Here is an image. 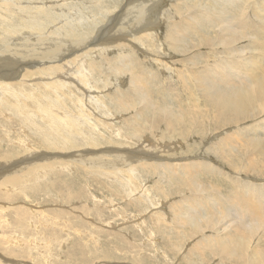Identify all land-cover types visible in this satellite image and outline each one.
Returning a JSON list of instances; mask_svg holds the SVG:
<instances>
[{"label":"bare ground","instance_id":"bare-ground-1","mask_svg":"<svg viewBox=\"0 0 264 264\" xmlns=\"http://www.w3.org/2000/svg\"><path fill=\"white\" fill-rule=\"evenodd\" d=\"M4 1L5 0H0V11H6L5 14L8 13V17L1 15L0 12L1 28H3L2 26H19L17 27L19 30L25 27L29 30L32 29L31 32L35 30L36 32L34 33L36 34H33V38L30 35L32 38L31 40L27 39V36L25 37L26 39L17 37L20 42L14 41L13 38H8V41L0 40V97L2 98L5 94L1 102L4 101L6 107L10 109L13 108L11 110L16 111V114L22 117V120L25 118L29 124L31 123L34 124V126H38L36 132L38 137L42 133L47 135L46 133L48 132L44 130V128L47 127H44L43 124L36 125L35 119L37 117L33 122L30 110L26 112L28 109L23 108V105L30 100L32 104L40 108L37 109V111L39 110L40 112V114H38L48 122V125H45L48 126V128L50 127L49 131L51 133H56V137L61 134L66 135L65 138L68 137V139L58 143V148H60V150H65L66 148L69 150L71 148H68V146H72L73 148L78 146V144L79 146H86V148L80 149L77 152L73 151L68 155H65V152H62V154L60 152L61 155L55 158L56 156L50 157L44 154V151H42L44 153H41V151L34 152L30 147L31 145L29 146L26 143L27 141H23L24 139L20 140V144L30 152L27 153L26 158L22 159L20 157V159L14 158V161L9 160L13 162V165H8L7 169L4 167L6 171L0 175V179L5 175H9L8 173L12 172L13 166H16L14 168L23 165L26 167V164H34L37 160L43 161L50 158H59L67 162H77L83 165V167L90 169V171L93 169L94 177L96 175L95 172L100 174L101 177L103 175L101 172H106L111 179L110 185H108V181L107 185L110 186L111 189L116 187L114 191L117 196L120 197L121 195L126 197V203L135 204L137 206L136 210L139 211L140 209L145 210L146 204L154 205V200L152 199L153 196L150 194V187L145 185L140 186L137 184V181L143 182L144 179L141 178L147 174L154 175L156 190L158 191V193L154 195L158 197L157 202L159 204H157V206H162L163 204L161 203L169 198L168 196L170 193L178 197L168 206L170 209L169 213L165 212V208L162 209V206L160 208L162 213L154 214L157 218V222H171L175 225L172 229L174 230L175 228L176 233L183 238L186 236H188L187 238H191L192 236L195 237V233L204 232L206 230L204 226L212 228L216 231L215 234H211V236H208V233L204 234L202 238L200 237L198 239V242L196 241V247L198 245L203 246L204 243L208 244V242L210 245L211 242L210 248L212 252L210 251L211 249L208 248L211 256L217 254V256L219 255L223 259L234 261L235 264H245L246 262L247 264H264V193H262V190L264 191V183H251L252 181L250 182L244 176L245 173L250 172L255 173V175L264 173V118L257 120V117H259L258 115L264 114V0H210L214 4L219 3L217 7L207 6L206 4L199 5L198 1L197 3L191 2V4H188L186 3L187 0H183L184 4L182 6L184 7L180 6L181 8L175 9L180 16L182 30L180 26H177L178 23H168L164 36L165 38L163 40L167 43L169 51L179 55V58L176 59L179 60L177 67H173V63L170 64L161 56H154V59H151L144 56L140 57L132 53L126 54L122 50V52L119 50L118 59H115V56L104 57V59H102L104 60L103 65L100 63L94 64V62L89 63L87 61L88 53L79 52L85 47L83 44L85 42L83 37L86 33L75 31L73 29L75 28L74 26L62 25L61 27H55V29L47 31L48 34H50L48 38H43L45 35L42 34V30L45 28V23L54 22V7L47 5H32V2H30L29 5H21L19 4L20 0ZM195 1L196 0L193 2ZM227 4L231 7V15L229 18H227L226 14L228 13L225 11ZM144 5H147V3ZM7 9L10 13H13V15L11 14L12 16L15 15V17L19 19L16 20V23L13 24V19H9L10 17ZM143 9L141 2L135 0L134 3H129L126 6L122 14L131 16L134 14L133 17L135 20L142 21L144 12L146 11ZM246 11L260 16L259 23L248 20L246 18ZM215 16L219 19H216ZM158 17L159 16H157V18ZM230 21H233L234 24H231ZM221 22L222 26H220ZM149 24L150 22L147 21L145 24L138 27V33L140 34L137 37L148 38V36H151L153 31H151L150 28H153V26H149ZM110 28H112V26H108L107 29L109 30ZM11 30L9 32H11ZM4 32V34H7L8 30ZM122 33L120 35H122ZM59 34H63L64 37L68 40L70 39V41H63L54 37ZM101 36L103 39L105 34ZM244 37L247 38V44H244V46L239 45L240 47H236L238 45L234 46V43L240 41ZM14 39H16V37ZM140 44L146 47V43H144L143 40H140ZM97 45L99 46V44ZM100 46H102V44H100ZM116 46L120 48L124 47L122 43H118ZM202 47H205L204 49L207 47V53L204 54L201 52ZM160 50H164V48L161 47ZM222 53L226 55L219 56ZM66 56L68 57L66 58ZM238 58L242 60V63L236 61ZM176 60L174 61L175 64ZM127 62L132 65L133 71L128 73L130 85L128 84L125 89L120 88V90L117 91V88L116 91L105 94V96L102 95L103 91L101 89H99V92H96L94 89L97 87L92 84L89 85L90 82L88 80L92 75L94 78V76L102 74L104 69H106L105 63L113 64L114 67L112 66L113 69L111 72L115 75V73L121 74L124 71L129 72L131 70ZM115 63L116 65H114ZM211 63L214 64L210 66ZM76 66H78V72L74 71ZM149 66L152 67L150 70L148 69ZM164 73L168 75L171 73L170 77H176L175 83L168 82V76ZM13 74L20 75L17 79L20 83H17V85L15 84L17 88H14L10 83L11 81L8 79L11 78ZM33 76L41 81L38 82L41 85H30L33 83L32 81H28L27 78ZM93 78H91V80ZM112 78L116 79L118 77L113 76ZM25 80L32 89L25 90V88H22L25 87ZM108 82L106 81L103 86L105 87ZM64 83L73 86L79 84V90L85 88L84 92L86 94L81 99V97L77 96L78 94H71L70 90L65 89L63 87ZM166 85H172L174 87H166ZM178 88L179 91H177ZM73 90L75 91V89ZM36 91L38 95H32L33 92L35 93ZM67 91H70V94ZM60 92H64L66 94H64L65 97L59 95L58 93ZM183 92L184 98L181 96ZM89 93H93V95L87 97V95H90ZM66 98L69 99V105H67L69 109H71V112L66 110L65 112L60 111V105L62 103L64 105L67 103ZM135 98L137 101L134 100ZM92 100L95 101V104H99V112H101L102 117L112 115L113 118L110 117L105 121L97 119V123H88L87 125L92 131L99 132L95 134L97 138L94 137L87 140L84 139V137L78 141L75 137L76 130H82L81 123L84 122L81 117L85 115L90 121L95 120H92L90 111H87V107H92ZM42 101L45 104L44 106L41 104ZM63 106L61 110H63ZM85 106L86 109L84 108ZM99 112L97 113L96 111L97 114H99ZM125 114L127 116L122 117ZM41 118L38 116V120H41ZM114 118H118L119 120L123 118L122 121L116 123L119 124V126H115L116 124L112 122ZM252 119L257 121H252L253 123L249 122L250 124L247 123L246 125L243 124ZM102 125L104 126V130L100 129ZM237 125H242V127L238 129L236 128ZM158 126H161L163 129L162 135L154 131ZM54 128H58L56 132H52ZM110 128L111 130L113 128L112 131L115 132L113 133ZM226 128H229V130H224L221 133L222 135L215 136L216 139H213L214 141L209 143L206 147L207 154H210L212 157L209 156L213 160L216 158L226 160L229 165H227L228 168L226 171L223 169H216L217 166L213 161L203 156H201L203 159H189L186 155V157L183 156L180 160L168 161L167 159L163 160V158L152 154L158 153L154 152L158 143H154V140H163V138L172 142L173 140H177L178 146L182 144H184V146L187 145L184 149L192 151L196 147L198 139L203 141L206 135H210V133H214L213 135H215V132ZM105 129L111 132L106 134L107 131ZM89 130L87 131L89 132ZM100 134L103 135V138ZM124 134L128 135V139L123 137ZM147 134H151L150 136H152V139L148 137ZM189 137L196 138L195 142L193 141L194 144L180 141L186 138L188 139ZM111 142H113L115 146H110L109 144ZM130 142H133L135 145L130 146ZM163 142L160 145L169 148L166 143ZM50 144L47 145V147H49ZM52 144L55 146H50L51 148H57L56 142H52ZM101 145L105 146L102 147ZM1 157L6 158L5 155L3 156L0 154V158ZM53 163L54 162L51 161L49 164ZM49 164L47 167L50 166ZM1 165V168H3L4 164L0 162V166ZM67 167L69 166L67 165L66 168ZM32 168H34V166ZM86 171L89 172V170ZM29 172L27 175H29ZM35 172L36 174L39 173L36 170ZM45 172L47 173V171ZM14 174L11 173V176ZM204 175H208L209 179L214 181L217 180L216 178L219 180L223 178L224 180L222 182H224V184L221 183V181L217 184L213 183V181H209V183L206 184L203 180ZM5 177V180L3 179V187L5 188H1L13 191V187L8 186V177ZM13 177L15 178V176ZM33 177L36 179L35 176ZM115 177H117V179H115ZM24 179L25 178H23V180ZM114 180H117L116 183ZM13 181L15 180L11 182ZM93 182L96 183V181ZM13 183L15 184V182ZM20 184L23 185L22 183ZM66 184L67 183L64 182L63 185ZM218 184L222 187H216V185L219 186ZM12 185L13 184H11V186ZM34 185L35 184L29 186L32 188ZM36 185L38 186V184ZM34 188L35 186L33 189ZM39 189L38 186V190ZM202 189H204L205 192H202ZM198 190H201L200 193H195ZM2 191H0V193ZM25 192L22 191L21 193L23 194ZM25 195H27V193ZM9 197L11 198V196ZM19 209L22 208L19 207ZM17 214L21 217L23 212L18 210ZM201 222L205 223V225ZM46 224H44V226H46ZM47 226H49V224H47ZM158 228L161 229L163 227L158 226ZM257 236L258 241L254 244L251 239L253 238L256 241ZM169 238L172 240L171 236H169ZM250 240L252 242L251 247H249ZM47 242L48 241H46V243ZM176 244L172 243L171 245L173 248L178 247V244ZM197 248L199 249V247ZM197 248H195L196 251ZM203 248H207V246ZM6 249L8 248L6 247ZM203 250L204 249H202V251ZM247 250H250V252H247ZM203 254L202 256H204ZM4 260H8V258Z\"/></svg>","mask_w":264,"mask_h":264},{"label":"rangeland","instance_id":"rangeland-1","mask_svg":"<svg viewBox=\"0 0 264 264\" xmlns=\"http://www.w3.org/2000/svg\"><path fill=\"white\" fill-rule=\"evenodd\" d=\"M134 1L135 0H24V1L20 0L19 4L29 5L30 2H32V5H34V4L40 5V6H43V5L46 6L47 5V6L54 7V11H55L54 12V14H55L54 22L55 23L54 22L45 23L46 24L45 28L42 30V32H43L42 34L45 35L43 38L49 37L50 34H48L47 31L53 30V29H55V27H61L62 25L74 26L75 28H73V29L75 31L86 33L85 36L83 37V39L85 40V42L83 44L85 45L86 48L83 47V49L79 52L88 53L87 61L89 63L94 62V64L100 63L103 65L104 60H102V59H104V57L115 56L114 58L118 59L119 58L118 54L123 51L126 54L132 53L134 55H139L140 57L144 56V57H149L151 59H154V56H161V57H163L164 60L168 61L170 64L173 63L172 64L173 67L174 66L177 67L179 60H176V59L179 58V55L175 54V52L169 51L167 43L163 40L165 38L164 36L166 34V29H167L168 23L169 24L173 23V22L178 23L177 26H180V28L182 30V24L180 25V16L175 11V9L179 8L180 6H182L184 4L183 0H169V1L168 0H138L143 5V8L146 10L144 12V15H143L144 18L142 19L143 23L141 20H135V18L133 17L134 14L132 16L128 15V14H122V13H124L126 6L129 3H134ZM142 1L144 4L147 3V5H144L142 3ZM193 1L194 0H187L186 3L191 4V2L197 3V1H198L199 5L206 4L207 6H211V7H217L219 4V3L214 4L210 0H196L195 2H193ZM251 1H253V0H251ZM4 2H7V0H5ZM55 4H56V7H55ZM174 5H176V6H174ZM124 6H125V8H124ZM182 7H184V6H182ZM245 7H247V6H245ZM72 10H74V11H72ZM225 11L228 13V14H226L227 18H229L231 15V7L229 4H227ZM0 12H1V15H5L6 17H8V13L5 14L6 11L5 12L0 11ZM7 12H9L8 9H7ZM11 14L13 15V13L9 12V17H10L9 19H11V20L13 19V24H14V23H16V20H19V19L17 17H15V15L12 16ZM157 16H159V17L157 18ZM215 18L219 19L217 16H215ZM246 18L248 20L256 21L258 23L260 20V16L254 15V14L247 12V11H246ZM222 20H225V19H222ZM147 21L150 22L149 26L150 25L153 26V28H150V30L153 31L154 33L152 32L151 36H148V38L137 37L140 34V33H138V27L141 26L142 24H145ZM151 22H152V24H151ZM230 23L234 24L233 21H230ZM108 26H112V28H110L108 30L107 29ZM220 26H222V22L220 23ZM2 27L3 28H1V26H0V32H1L0 33V40L1 41H8V38H13L14 41H18L19 40L18 38L26 39L25 38L26 36H27V39L31 40L33 38V34H36V33H34V32H36L35 30H33V32H31L32 29L29 30L28 28H25V27L22 29H19V30L17 28L19 26H11L12 28L10 26H7V27L2 26ZM4 28L6 30H8V33H9V34L7 33L8 35L4 34L5 33L4 31H6ZM3 29H4V31H3ZM10 30H11V32H9ZM45 32L47 33V36H46ZM119 32H121V33L123 32L122 35H120L121 33H119ZM134 32H136V33H134ZM104 34H105V37L102 39L101 35H104ZM30 35L32 38L30 37ZM3 36H4V38H3ZM95 36L97 37V39ZM15 37H16V39H14ZM54 37H56L60 40H63V41L68 40L66 37H64L63 34L55 35ZM244 38H246V37H244ZM243 39L236 42L237 44L234 43L235 44L234 46L238 45L236 47H240V46H244V44H247V38L244 40ZM140 40H143V42L146 43V47L141 46ZM68 41H70V39ZM145 41H147L149 43H147ZM18 42H20V41H18ZM118 43H122V45L124 47L123 48L117 47L116 45ZM97 44H99V46ZM100 44H102V46H100ZM161 47H163L164 50H160ZM204 48L205 47H202L201 52L205 54V53H207L208 49H207V47H206V49H204ZM119 50H120V52H119ZM151 51H153V52H151ZM68 54H69V52H68ZM225 55L226 54L222 53L219 56H225ZM67 57L68 56H66V58ZM175 60H176V64L174 62ZM236 61L242 63V60L240 58L236 59ZM105 64H106V67H105L106 69H104L102 74L96 75V76H94V78L92 75V77H90V79L88 80L90 82L89 85L92 84L95 87H97L94 89L96 92H99L100 91L99 89H101L103 91L102 95H105L108 93H113L114 91H116L117 88H118L117 89V91H118V90H120V88L125 89L128 84L130 85V78H129L128 73L133 71L132 65L130 63L127 64L128 67H130V69H131L129 72L124 71L121 74L115 73V75L111 72L113 67H114L113 64H108V63H105ZM107 64H108V66H107ZM213 64L214 63H211L210 66H212ZM114 65H116V63ZM77 67L78 66L75 67L74 71L78 72ZM151 68H152L151 66L148 67L149 70ZM108 69H109V71H108ZM164 74L166 76H168V79L166 78L168 80V82L175 83L174 81L176 80V77L175 78H174V76L170 77L171 73L169 75L166 73H164ZM111 76L112 77L115 76L118 78L114 79ZM19 77H20V75L18 76V74H13L11 78H8L11 81L10 83L12 84V86H14V88H17V86H16L17 83H20V82H18L19 80H17ZM91 78H93V79L91 80ZM27 79L30 82L32 81L33 84H30V85H38L39 84L38 82H41L39 79L35 78L34 76L28 77ZM169 79L170 80L172 79V80L170 81ZM26 80L24 81L25 87H22V88H25V90L32 89L29 86V84H27L28 82ZM106 81L107 82L109 81V82L104 87L103 85H105ZM67 84L68 83H64L63 87L65 89H68L71 91V92L67 91L68 93L70 92L71 94H73V93L78 94L77 96L81 97V99L86 94L84 92L85 88L83 90H79L80 89L79 84L76 86L75 85L73 86L71 84L67 85ZM39 85H41V84H39ZM167 86H172V85H166V87ZM68 87H71V88H68ZM172 87H174V86H172ZM72 88L75 89L76 93ZM177 91H179V88L177 89ZM35 94L38 95V92L37 91L35 93L33 92L32 95H35ZM58 94L63 95V97H65L64 92L63 93L60 92ZM89 94L90 95H87V97L93 95V93H89ZM4 95L2 96V98L0 97V154H2L3 156L5 155L6 158L5 157L0 158V162L2 164H4L3 168H1L2 165L0 166V175H2L6 171V169L8 168V165H13V162H11V161H14L16 158L20 159V157L22 159L26 158L27 153L30 152V151L26 150V148L22 144H20V140H23V139H24L23 141H25V142L27 141L26 143L29 146L31 145L30 147L33 149L34 152H39V151H41V153L45 152L44 154L49 155L50 157L56 156L55 158H57V156L61 155L62 152H65L64 154L68 155L69 153H71L73 151L77 152L80 149L86 148V146H82V145L79 146V144H78V146L73 147V148H72V146H68V148H71L69 150H67V148L65 150H60V148H58L59 147L58 143L62 142L65 139H68V137L65 138L66 135H64V134H61L60 136L58 135L56 137L55 136V135H57L56 133H51L49 131L50 127L48 128V126L45 125V124L48 125V122H46L44 120V118L39 115L40 114L39 110L37 111V109H40V108H38L36 105L32 104L30 102V100L27 99L28 101L23 105V108L28 109V111H26V112H29V110H30V114L32 113L31 118H32L33 122H34V119L37 117L35 119L36 125L37 124H43L44 127H47V128L43 127L44 130H46L48 132V133H46L47 135H45L44 133L41 134L39 132L41 135L38 137L36 134L38 126H34V124H31V123L29 124L25 118L22 120V117H20L18 114H16V111L11 110L13 108L10 109L9 107H6L5 102L4 101L1 102V99H4V97H5ZM181 96H183L182 98H184V92H183V94H181ZM70 97H71V95H70ZM134 100L137 101L136 98ZM87 101H89V100H87ZM66 102L67 103L65 105L63 103L60 105L61 109H62V106L64 105L63 110L60 109L61 112H65V110L68 112H71V109H69V106H68L69 105L68 104V102H69L68 98H66ZM41 104L43 106L45 105L43 103V101L41 102ZM91 104H92V107H87V111H90V115L92 117V120H94V119L95 120L90 121L88 119V117L85 115H84L85 117L84 116L81 117L84 122L81 123V125H82L81 129L82 130H80V129L76 130V136L75 137H76V140H78V141H80V139L84 138V137H85L84 139H87V140L94 138V137L97 138V136L95 134H97L99 132L94 131V130L92 131V129L88 127V125H87L88 123H90V122H93V123L96 122L97 123V121H96L97 119H101V120L105 121L106 119H109L110 117L113 118L112 115L102 117L101 112H99L100 111V109L98 107L99 104H95L94 100L91 101ZM170 104H172V103H170ZM173 105L176 106L175 104H173ZM84 108L86 109V106ZM96 111H97V113L99 112V114H97ZM34 112H35V114H34ZM38 116H39V118L42 117L41 120H38ZM126 116L127 115L125 114L122 117H126ZM258 116H259V117H257L258 119L257 118H255V119L259 120L261 118H264L263 113L258 115ZM120 119L121 120H119L118 118H114V119H112V122L114 124H116L119 121H122L123 118H120ZM255 119L247 121L243 124L246 125L247 123L250 124V123L256 122L257 120H255ZM41 121H42V123H41ZM107 121H109V120H107ZM115 126H119V124H116ZM83 127H84V130H83ZM101 127L102 128H100V129L102 130L104 126L102 125ZM241 127H242V125H240V126L237 125L236 128L239 129ZM116 128H118V127H116ZM57 129L54 128V130H52V132L53 131L56 132ZM87 130H89V132ZM105 130L107 132L106 131H104V132H106V134H109L113 130V128H112V130L110 128L111 131H109L108 129H105ZM162 130H163L162 127L158 126L157 128H155L154 131L158 132L159 134L162 135ZM224 130L228 131L229 128L215 132V135H213L214 133L213 134L210 133V135L209 134L206 135V137L203 141L201 139H198L197 145L192 151L184 149V147H186L187 145L184 146V144H182L181 146H178L179 144H177V140H173V142H172L170 140L163 138V140L159 139L157 141V140H154V138H153L154 141L153 140L152 141L154 143L158 142L157 147L154 150V152H158V153H152V152H150V153L163 158V160L167 159L168 161L180 160V159H182L183 156L186 157V155L188 156L187 158H189V159H203L201 157V156H203L204 158L213 161V163L217 166L216 169H223L224 171H226L228 166H229L227 164L226 160L225 159L222 160L221 158H219V159L216 158L217 160L216 159L213 160L211 158L212 156L209 154L211 156L210 157L207 154V150H206V147L209 145V143H212L216 139L215 136L222 135L221 133ZM77 131H78V133H77ZM86 133H87V135H86ZM93 134H94V136H93ZM150 135L151 134H147V136L152 139V136H150ZM80 136H82V137H80ZM195 136H199V135H195ZM62 137H64V138H62ZM101 137L103 138V135H101ZM123 137L128 139L127 134H124ZM57 140H59V141H57ZM195 140H196V138L189 137L188 139L186 138L185 140H180V141H183L184 143H188V144H194ZM52 142H56L57 148H51L52 146H55L52 144ZM162 142L166 143V145L169 148H166V147H163L162 145H160V144H162ZM171 143H173V144H171ZM49 144L51 146V147L49 146L50 149H49V147H47V145H49ZM129 144H130V146L135 145L133 142H130ZM105 145L106 146H109V145L115 146L113 144V142H111L109 145H107V144H105ZM105 145H101V146L104 147ZM42 151H44V152H42ZM55 152H59V153H55ZM60 152H61V154H60ZM208 156H209V158H208ZM9 160H11V161H9ZM47 160H49V161H47ZM41 161L42 160H40V161L37 160L36 163H34V164L31 163L32 165L26 164V167L24 165L17 167V168H14L16 166L12 167L13 168L12 172L8 173L9 175H7V176L5 175V176L8 177L9 182H10V183L8 182V184H9L8 186L13 187V191H9L8 189H2V188H5V187H3V181L5 180L4 179L5 176L0 179V188L2 187L0 189V191L3 190L0 193V255H1L0 256V264H235L234 261H229V260H226L225 258L223 259L219 255L217 256V254H215L214 256H211V254H209V249H211L210 248L211 242H210V245H209V242H208V244L204 243L203 246L198 245L197 247H199V249L196 247V244H197L196 241L198 242L199 241L198 239L200 237L202 238L204 236V234H206V233L209 234L208 236H211V234L214 235L216 232L212 228H207L206 226H204L205 223L201 222L204 224V225H202V224L201 225L204 226L206 229L204 232L197 233V234L195 233V237L192 236L191 238H187L188 236H186L183 238L178 233H176L175 228H174V230L172 229V227H175V225H173L171 222H168V221H166V223L164 221H161V222L158 221L157 222V218L154 216V214L155 213L156 214L162 213L160 210V208L162 206H163L162 209L165 208L164 211L169 213L170 209L168 208V206H170L171 202L173 200H175V198H178V197H175L170 193L168 196L169 198L165 199L161 203L163 205L162 206L158 205L159 206L158 207L157 206V204H159L157 202L158 197L154 196L158 193V191L156 190V185H155V181H154L155 176L154 175L147 174L146 176L141 178V179H144L143 182L137 181V184H139L140 186L145 185V186L150 187V189H151L150 194H151V196H153L152 199L154 200L153 201L154 205L146 204L145 210L140 209L138 211V210H136L137 206L135 204H133V203L127 204L126 203V200H127L126 197H123L121 195H120V197L117 196L116 192L114 191V189L116 190V187L111 189V187L108 186L111 183V179L106 174V172H104V171L101 172L103 174L102 177L100 174L95 172L96 175L94 177V170L93 169H91V171H90V169L83 167V165H81L77 162H67V161H65L63 159L61 160L59 158L58 159L50 158V159H45L42 162ZM45 161H46V163H45ZM51 161L54 163L49 164ZM225 162H226V164H225ZM47 163L51 167L48 166L49 167L48 168ZM134 163H137V162H134ZM67 165L69 167L66 168ZM33 166H34V168H32ZM31 168H32V170H31ZM45 168H46V170H45ZM68 168H70V169H68ZM34 169L36 171H38L39 173L37 172L38 174H36ZM54 169H56V170H54ZM86 170H89V172ZM20 171L22 172V174ZM40 171H41V173H40ZM45 171H47V173ZM28 172H29V175H27ZM103 172L105 173V175ZM11 173L12 174L15 173V174L11 176ZM35 174L40 175V176H36ZM97 174H98V176H97ZM242 174H244V173H242ZM99 175H100L101 179L99 178ZM263 175H264V173H260V174L255 175V173H251V172L244 174L245 178L248 179L250 182L252 181L251 183H254V184L264 183V176ZM13 176H15V178ZM33 176H35L36 179ZM17 177L20 179H18ZM48 177H49V179H48ZM23 178H25V179L23 180ZM10 179L15 180V181H13V182H15V184L13 182H11L12 180H10ZM115 179H117V177H115ZM216 179L217 180L214 181V180H210L208 175L203 176L204 183H206V184L209 183V181H213V183H215V184H217L219 181H221V183L224 184V182H222L224 180L223 178H221L220 180L218 178H216ZM20 180H21V182H20ZM35 180H37V181H35ZM42 180H44V181H42ZM93 181H96V183ZM107 181L109 184L107 183ZM116 181H115V183H116ZM27 182H29V183L32 182V183L29 184ZM64 182L67 184L63 185ZM1 183H2V186H1ZM20 183H22L23 185H21ZM11 184H13V185L11 186ZM33 184H35L34 189H33L34 186L31 188V186ZM36 184H38V186L40 188L39 190H38V186ZM102 184H105V185H102ZM15 185H17V186H15ZM29 185H31V186H29ZM36 186H37V188H36ZM223 186H225V185H223ZM28 187H30L31 189ZM106 187H107V189H106ZM216 187H222V186L216 185ZM24 189H26V190H24ZM22 191L23 192L26 191L25 193H23L24 195L21 193ZM200 191L201 190H198L195 193L199 194ZM34 192H36V193H34ZM113 192H115V193H113ZM202 192H205V190L202 189ZM26 193H27V195H25ZM60 193H62V194H60ZM221 193H223V192H221ZM262 193H264L263 190H262ZM72 195H73V197H72ZM9 196H11V198ZM129 206H131V207H129ZM19 207L22 209H19ZM127 207H129V208H127ZM109 208L111 211L112 210L113 211L111 212L109 210ZM92 209H93V211L96 210L95 212H97V213L93 212ZM18 210L19 211L21 210V212H23L21 217L17 214ZM37 217H39L40 219ZM19 218L21 221L19 220ZM42 220H43V222H42ZM239 220H240V218H239ZM46 223L49 224V226H47ZM164 223L166 226L164 225ZM169 223H170V225H169ZM44 224H46V226H44ZM157 225L162 226L163 228L160 229V228H158ZM70 228H71V230H70ZM73 229L76 231H74ZM171 232H173V233H171ZM79 233H81V234H79ZM197 235H198V237H197ZM44 236H45V238H44ZM169 236H171L172 240H170ZM257 238H258V236L256 237V241L253 238L251 239L252 242H254V244L257 243V241H258ZM251 240L249 243V247H251V244H252ZM46 241H48V242L46 243ZM193 242H194V244H193ZM172 243H174V244L177 243L178 247L173 248L171 245ZM208 245H209V247H208ZM205 246H207V248H203ZM6 247L8 249H6ZM195 248H197V251L195 250ZM202 249H204V250L202 251ZM210 251L212 252V249ZM247 252H250V250H247ZM202 254L204 256H202ZM5 258L6 259L8 258V260H4ZM82 259H84V260H82ZM245 264H247V262Z\"/></svg>","mask_w":264,"mask_h":264}]
</instances>
